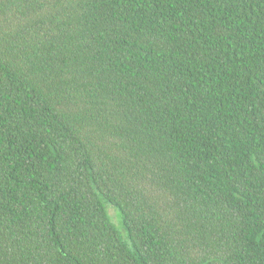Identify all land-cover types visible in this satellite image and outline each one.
<instances>
[{
    "label": "trees",
    "instance_id": "1",
    "mask_svg": "<svg viewBox=\"0 0 264 264\" xmlns=\"http://www.w3.org/2000/svg\"><path fill=\"white\" fill-rule=\"evenodd\" d=\"M0 264H264V0H0Z\"/></svg>",
    "mask_w": 264,
    "mask_h": 264
},
{
    "label": "rangeland",
    "instance_id": "2",
    "mask_svg": "<svg viewBox=\"0 0 264 264\" xmlns=\"http://www.w3.org/2000/svg\"><path fill=\"white\" fill-rule=\"evenodd\" d=\"M56 100L64 110H66L70 117L81 126L80 129L85 135L95 143L101 151L109 154L110 157H115V147L113 146V140L107 134L102 120L97 116L96 111L92 108V104L85 100L81 95L74 91L66 90L59 86H56V91L53 92ZM113 222L119 226L120 222L116 211L107 206Z\"/></svg>",
    "mask_w": 264,
    "mask_h": 264
}]
</instances>
